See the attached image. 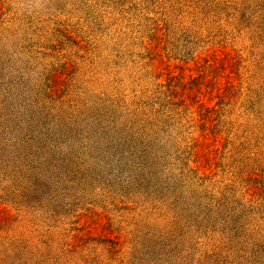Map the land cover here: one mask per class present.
Returning a JSON list of instances; mask_svg holds the SVG:
<instances>
[{"label": "rangeland", "instance_id": "obj_1", "mask_svg": "<svg viewBox=\"0 0 264 264\" xmlns=\"http://www.w3.org/2000/svg\"><path fill=\"white\" fill-rule=\"evenodd\" d=\"M0 264H264V0H0Z\"/></svg>", "mask_w": 264, "mask_h": 264}, {"label": "trees", "instance_id": "obj_2", "mask_svg": "<svg viewBox=\"0 0 264 264\" xmlns=\"http://www.w3.org/2000/svg\"><path fill=\"white\" fill-rule=\"evenodd\" d=\"M189 210V207H186V208H180L179 209V211H182V212H176L177 213V215L183 220V221H185L186 222V224L188 223L189 224V222L188 221H186L185 219H184V216H183V211H188ZM18 261V260H17Z\"/></svg>", "mask_w": 264, "mask_h": 264}]
</instances>
